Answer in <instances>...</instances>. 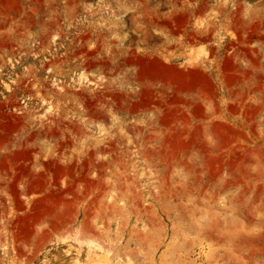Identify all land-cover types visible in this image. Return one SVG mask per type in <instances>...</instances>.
<instances>
[{
    "label": "rangeland",
    "instance_id": "374dc122",
    "mask_svg": "<svg viewBox=\"0 0 264 264\" xmlns=\"http://www.w3.org/2000/svg\"><path fill=\"white\" fill-rule=\"evenodd\" d=\"M0 264H264V0H0Z\"/></svg>",
    "mask_w": 264,
    "mask_h": 264
}]
</instances>
